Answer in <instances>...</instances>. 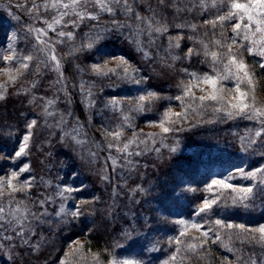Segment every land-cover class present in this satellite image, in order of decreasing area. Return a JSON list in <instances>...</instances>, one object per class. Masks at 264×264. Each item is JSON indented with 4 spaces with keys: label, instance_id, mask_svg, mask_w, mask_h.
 <instances>
[{
    "label": "trees",
    "instance_id": "1",
    "mask_svg": "<svg viewBox=\"0 0 264 264\" xmlns=\"http://www.w3.org/2000/svg\"><path fill=\"white\" fill-rule=\"evenodd\" d=\"M6 1L15 3L13 0ZM149 2L156 11H161L158 13V19L163 17L162 21L168 23L176 32H180L179 28L176 27L178 24L185 25L183 27L184 34H188V36L192 34L189 32L192 24L197 26L198 35L201 32L204 36L209 35V37H212L213 32L216 34L219 32L218 28L213 29L211 26L205 27L201 24L202 20H211L212 15L221 14V12L217 13L215 9H210L209 13L200 16L199 9H202V7L193 6V3H188L186 0H166V5L159 7L157 6V0H142L141 5H137V7L149 16L152 13L144 10V6ZM168 4H173L175 7H168ZM176 8L182 10L177 12ZM183 9L188 10L184 11ZM11 18L13 17L7 11L0 10V56H6L5 50L9 44V31L14 27V21ZM22 24H25L24 20ZM85 28L86 26H81L78 32L82 34ZM119 40L116 35L103 40L102 43L98 41L99 45L94 52L91 49L80 60H73L70 54L64 50V46L56 41L54 46L62 56L65 78L76 86L77 68L79 66L86 68L88 64L98 63L94 54L109 52L111 51L110 48L116 50L123 46L122 49L120 48L121 55L130 60H135L126 50L127 43L122 42L124 40ZM33 41L39 49L34 37ZM104 50L106 51L104 52ZM26 55H32L34 57L32 60L37 59L29 50V46H27ZM200 61L199 57H195L188 64L182 60L177 65L185 64L184 66L200 68V64L203 63ZM14 62L11 64H14ZM6 63L7 61L0 60V68L4 67ZM34 63V61H31V65ZM143 63L140 61L139 64V67L145 66V69L143 68L141 71L143 77L156 75L154 74L155 71L149 70L146 64ZM36 65L37 68L32 69L31 73L19 78L28 81L30 77H33L34 82H42L39 83L41 88H46L45 80H40V76L42 72L45 73L48 70L44 68L43 64L40 67L38 64ZM36 70H39V72H35ZM165 70L167 71L162 73L161 76L159 75L158 84L151 77L152 80L147 81L144 87L158 94H170L169 92L172 95L175 94V89L171 88V83L168 81L171 76L169 74L170 70ZM261 72L264 76V69ZM111 76L112 78L102 80L103 85H112V87L108 86L111 90L115 85L120 86V88L114 92H112L113 90L99 92L101 99L104 98V95L117 97L120 94L134 91L133 85L121 84L113 75ZM26 77L28 78L26 79ZM23 82L17 81L14 83L3 95V99L0 100V130L12 131L11 135H5L0 131V153H2L0 154V179L5 175L11 176L12 172H19V169L27 164L30 170L21 173L18 178L31 181L32 187L26 189V191L16 192L13 196L8 195L11 189H6L5 195L0 197V207L4 209V212L0 213V216L3 217L0 220V224L3 225V228H0V264H58L65 249L76 240H85L86 249L91 256L97 257L100 264H107L114 257L128 254H133L135 257L144 260L145 264H150L144 250H137L136 246L140 247V244L134 232L141 230L149 236L167 229L170 225L169 222H166L164 218H157L156 213H160L161 217L163 214L167 220L176 219L177 217L195 218L198 203L201 200L213 197L218 198V203L213 206L211 211L198 214L197 220L202 225V231L212 228L215 232H218L220 240L212 242L214 235L210 232L211 239L204 245V248L198 246L195 251H191L188 248L181 247L177 264H244L249 257L255 260L257 264H264V246L248 243L244 231L241 229L219 228L214 224L215 220L220 219L233 225H244L248 229L264 225V193L260 192V189L264 188V182L249 183L248 185L254 187L257 194L254 199L246 200L243 203H239L240 198L237 197V194L242 193L240 191L227 189L216 194L208 190L206 195L203 190L208 189V181L210 182L218 177L213 172L217 167L234 169L233 178L235 180L242 175L236 171L237 169H244L245 173L264 169V133L259 136L255 147L248 148L239 139L241 134L249 127V123L245 121V118L229 117L220 119L221 123L218 124L212 121L201 126L196 125V128L194 127L181 135H179V132H172L170 135H173L174 138L180 136L190 142L189 144H195L198 143L199 137L203 136L202 133L208 130L206 129V126H208L210 127L209 130L213 132L210 135L214 136L213 141L215 140L216 144L218 142L228 146L230 150L226 156H207L205 161H208V164H205V167L210 166L211 170L202 174L199 172V165L202 164L200 157L193 158L189 150L184 151L183 154L174 155L168 153L170 150H166L165 155L159 157L156 160L157 162L146 159L143 162L145 166L139 163L134 174H131L127 179L126 184L131 187H138L137 184H139L140 189H135V193L130 196L128 192L132 189H126L119 185L116 187L121 194V197H119L117 193H114L112 183L102 178L103 167L100 164L89 169L86 167L89 174L84 173L82 171L83 167H81L82 164L76 160L74 161L71 154L58 149V146L54 148L50 143L45 145L46 138L44 139V134H39L35 129L40 122V117L36 113V108L28 103L30 99L32 100L34 94L37 95L41 89L31 93L30 85L24 82V86V84L22 85ZM160 87L163 88L160 89ZM130 93L127 96H130ZM35 98L33 97V99ZM67 99H71V97L66 98L65 101ZM77 105L76 113L82 116L86 115L88 111H84L81 104ZM90 116H93L99 123H97L98 126L103 127L105 124L103 116L100 115L101 117L98 118L97 112L94 110L93 112L90 111ZM33 119H36L38 124L31 130L33 135L29 140L26 154L22 155L23 158L20 157L21 159L16 164L14 153L23 142V136L29 131L26 123ZM137 122L142 123L143 118H139ZM255 129L256 127L253 130ZM179 130L181 129L176 131ZM53 141L55 143L56 140ZM5 148L6 151L3 150ZM8 151L11 152V155ZM245 155L246 157H244ZM3 166L7 168H3ZM113 168L115 171L118 170V165L112 166ZM83 178L84 180L81 181ZM178 178L200 190L196 193L194 191L181 192V182L178 181ZM65 186L80 187L81 190L79 193L74 194L75 199H73L71 196L64 195L67 193L64 191ZM131 197L133 199H130ZM233 197L238 201L235 204L233 203ZM39 201H44V203L41 204ZM82 201L92 202L83 204ZM245 204L248 207H245ZM64 206H68L69 210L63 212L62 207ZM77 206H79L81 214L73 216L72 213L76 211ZM173 210L178 212H172ZM143 218L146 219L143 221ZM132 219L135 221H132ZM17 221L27 226L25 230L31 234L30 242L27 245L15 235L14 229L19 227ZM9 222L12 224L11 227L8 226ZM7 237H11V239H7ZM192 238L193 236H188L184 244L199 245L203 242L202 239L194 240ZM125 239L130 241L128 242ZM161 245L162 251L149 254L153 259L162 258L166 252H169L166 245L162 243ZM181 245L170 246V249L174 251L180 248ZM229 249H232V251H229Z\"/></svg>",
    "mask_w": 264,
    "mask_h": 264
},
{
    "label": "rangeland",
    "instance_id": "2",
    "mask_svg": "<svg viewBox=\"0 0 264 264\" xmlns=\"http://www.w3.org/2000/svg\"><path fill=\"white\" fill-rule=\"evenodd\" d=\"M13 1L15 2L14 4L11 2L8 3L6 0H0V10L7 11L13 17L11 19L14 21V27H12L9 31L8 38V45H11L12 47L11 50H9L7 45L5 54L6 56L14 55L15 62L14 64L7 62L4 67L0 68V70L12 69L13 71L10 74L15 76L17 75L15 69L19 68L21 63H28L29 67L22 70V75H18L15 82L8 79V73L0 71V85L5 86L3 89H0V94L4 95L6 91L9 90L10 87L17 81H24L30 85L29 88L31 93L32 91L36 92L41 89L37 95L34 94L33 97H36L35 99L32 97V100L30 99L28 101L29 105L36 108V113L40 117V122L35 128L36 131L39 134H44V139L46 138V141H44L46 143L45 145L50 143L54 146V148L58 146V149L64 150L65 152H68V154H71L74 161L76 160L82 164L81 167H83V170H81L84 171V173L87 172V174H89L86 170V167L89 169L90 167H96L100 164L103 167L102 178L104 179V177H107L105 180L109 183H112L114 193H117V195L121 197L118 188H116L120 185L126 189H132L128 192L129 195L132 196L135 193V189H140L139 184H137L138 187L134 186V188L128 186L126 181L131 176V174H134L137 169L136 166L139 165V163L143 164L146 159H152L155 162L159 159V157L165 155L166 150H170L168 153L171 155L183 154L184 151L189 150V153L192 154L193 158L200 157L202 164L199 165V172H201V174L211 170L210 166H206L207 168L205 167V164H208V161H205L207 156H226L228 154L230 148L228 146L219 144L218 142L216 144L214 142L215 140L213 141L214 136H210L213 132L212 130H209L210 127L208 126H206V129L208 130L202 133L204 137L208 138L201 136L198 140L196 139L198 143L195 144H189L190 142L184 140L180 136H176L174 138L173 135H170L172 132H179V135L185 134V132L190 131L192 128H196V125L201 126L212 121L218 124L221 123L220 119L229 118L224 111H216L214 109H220L222 105H228L229 101L232 103L236 102L233 97H235L237 94L235 92L229 91V88L235 87V76L233 75L232 79L230 80H223L221 77L229 73L235 74L237 69L234 65L226 68L225 65H228L229 61L226 57H224L215 62V72H213V61L211 55L209 54L208 56H205L203 54L204 45H208L207 50L209 53L211 51H224L223 49H218L211 44L212 40L220 38L219 33L221 28L219 26L217 27L219 29L218 34L212 37H209V35L204 36L201 32H199L198 35L197 29L192 28H189V32L192 34H189L188 36V34H184V28H179L180 32H176L167 23L168 32L160 34L150 31L147 20L141 23L135 19H130L124 14L122 8L116 10L115 14H113L99 9L98 6L91 2L85 5L82 0L80 5H73L72 0H61L63 4H69L67 9L63 7H49L45 9L44 7H41L39 13L29 14L28 9L32 6V0ZM186 1L191 4L193 3V6L197 5L202 7V9H199L200 16L209 13L210 9H215L217 13L221 12V14H225L228 11L226 5L230 3V0H223V2L222 0H215V6H213V0H204L203 4L201 3V0ZM35 2L37 4L43 5L45 2L51 3V0H35ZM239 2L245 3L246 0H239ZM105 3H109V0H105ZM21 5H23V7H21ZM110 6H112L114 9L117 7L114 4H110ZM85 8L88 12L97 16L98 19L91 20L86 18L82 21L77 20L75 13L82 12L85 10ZM136 11L140 12L143 16H149L142 12L137 6ZM65 12L67 15L63 16L61 24H53V28L50 29L47 27V24L44 23L45 20L51 23L54 17L59 19L60 14ZM159 12L161 11L158 10L157 13ZM37 16L40 18L37 19ZM216 16L218 15H212V19H214ZM21 20H24L25 24H22ZM72 20H77L75 26L71 23ZM113 20H115L116 24L113 23ZM205 20L207 19L202 20L201 24H203L205 27L211 26L204 24ZM161 22L165 23L163 21ZM234 22L235 21H233V23ZM117 24L127 25V27H117ZM81 26H86L82 34L78 32L81 29ZM30 27L32 29H43V31H29ZM60 31H64L65 33L71 32V38H69L67 35L63 37L59 36L58 33ZM178 34L183 37V39L179 41L180 48H169V37H175ZM32 35L36 39L39 49L35 46ZM116 35L120 39L119 41L124 40L122 42L127 43V46H125L126 50L129 51V54L133 56L135 60H130L126 56L121 55L122 53L120 50L123 48V46H121L118 48L119 50H113L110 48L111 51L109 52H105L106 50H104L105 53L102 54L98 53L96 55V53H93L96 57V60L98 61V63L94 64L103 65L106 61H108V67L115 68L116 60L114 58L124 57L130 66L138 69L139 71L135 73L130 71L127 77H125L123 75V68L121 67L117 68V72L121 73V75L119 77L116 75L113 76L118 81H120L121 84L133 85L132 88L134 91H130L131 93L128 92L120 94L117 97H109L104 95V98L102 97L101 99L99 97V92H105V90H109V92L112 90V92L115 90L118 91L120 86L115 85L113 86L112 90L108 87H112V85H106V83H104L106 85L104 86L102 80L107 78L109 79V77L112 78V74L109 73L108 76L97 75L91 68L93 64H88L86 68H83L82 66L77 68L78 72L76 74V86L66 78L62 84L56 83L59 77V72L56 70L55 61L51 60V56L53 54H55L61 61L60 72H63L64 70V64L61 58L62 56L58 49L54 46L56 41L64 46V50L70 54L73 60H80L81 57L84 54L89 53L91 49H93L92 51L94 52L95 48H97L99 45L98 41L102 43L103 40ZM226 35H233L230 27L226 28ZM98 36H101L102 39L97 40ZM188 37H192V39H188ZM258 38L259 34H257L255 37L250 36V40ZM237 39L240 43H250V41L243 40V34H241L240 37H237ZM174 42L175 41H173V43ZM228 42L230 43V41ZM89 43L93 44L91 49L87 48ZM196 43L197 45H195ZM27 46H29V50L32 51V54H34V56L39 59L31 60L35 62L32 65L31 61L24 60L25 56H31L32 59H34L32 55H26ZM189 47L197 49L200 54L192 56L191 58H184V53ZM236 51H242V49H239L238 45L234 46L233 52ZM254 53L248 54L247 52H244L243 61L245 65L249 67V70L254 68L256 102L258 105L264 106V76L261 72L262 69L255 67L257 65V60H261V57L255 55ZM177 56H179L180 59H173V57ZM195 57H199L201 60L200 62H203L200 64V68L184 66L185 64L177 65L179 62H182V60L188 64L189 61ZM139 60L141 63L144 62L149 70L152 69L155 71L154 74H158L157 76H151L154 78L153 81L156 82V84H158L161 74L167 71L165 69L172 71L170 72L168 70L169 74H171L168 81L171 83V88L175 89V94L172 95L171 92H169L170 94H158V98L154 100L140 102V96L147 95L148 92L153 91L147 90L144 87L145 83L149 80H152V78L149 75H147V77H143L141 71L143 68L145 69V66L139 67ZM36 64H38L39 67L42 66L41 64H43L44 68L48 70L45 73L42 72L40 76V80H45V85H47L46 88H41L40 84L42 82H34L33 77H30L28 81L19 78L23 75H26L27 73H31L33 71L32 69H36ZM183 69H187L189 73L195 72L198 76H203L205 73L216 76V89L218 91L223 89L221 94L223 95L224 100L222 102L205 101L204 104L201 105L198 98L208 92H211L213 89L210 84H204L197 81L196 83L199 85V87L192 88V92L197 98L195 103H191L190 98L186 97L185 107H181V101L175 99L176 96L183 95L181 81L187 84L190 80H192V77L187 75ZM35 72H39V70H36ZM52 72L53 74H51ZM242 74L243 73H240V75ZM27 78L28 77H26V79ZM137 81L140 82L137 83ZM82 84L85 86L84 92H81L80 86ZM33 85H35V87H33ZM116 86L117 88H115ZM76 87L78 88L77 90ZM161 88L163 87H160V89ZM201 88H203L204 91H201ZM240 88L242 91H247V86L243 83L240 84ZM89 90L91 95L88 94ZM129 93L131 95L127 96ZM70 97L71 99H67L65 101L66 98ZM100 99L101 101H99ZM113 99L116 100L115 105L110 103V101ZM47 100H53L54 104L52 106H48L47 112H45L44 109ZM32 104H35L36 106ZM77 104H81L84 111H88L86 112V115L82 116L76 113V108H78ZM138 104L143 105V110L138 108ZM189 104H191L190 107L188 106ZM169 109H171L174 113L186 112L187 119L183 120L179 124L166 125L170 127V131L168 133H163L162 129L159 127V124L164 119V114L168 112ZM93 110L97 112L98 118L103 116L105 119V124L103 127L98 126L99 123L94 119L93 116H90V111L93 112ZM49 112L52 114L48 115ZM139 118H143V122L140 124L137 122ZM171 118L173 120L176 119L175 116H172ZM260 119L261 118H254L250 120L245 118V121L249 123V127L241 134L239 139L241 140V143L246 145L248 148L256 146V142L259 138V136L256 135L257 132H261V134L264 133V127H262ZM180 124L184 125L185 127H182ZM255 127L256 129L253 130ZM178 129L181 130L176 131ZM0 131L5 135L12 134V131H8L7 129ZM109 131L120 132L121 135L119 139L113 140L112 136L106 135V133ZM194 133L196 132L194 131ZM53 140H56L55 143ZM129 141L133 142L129 143ZM110 143L113 144V147H109ZM126 143L129 144L127 151L117 150L118 148H123V145ZM3 150L6 151V148ZM8 152L11 155V152ZM137 153H139V155H137ZM242 154L244 155L243 151ZM20 157H16V164L21 159ZM244 157H246V155ZM248 158H250V156H248ZM113 161H115V163H113ZM25 165L27 164H24L22 168L25 167ZM115 165H118V170L116 171L114 168L112 169V166ZM3 168L7 167L3 166ZM233 171L234 169L232 170V168L227 167L223 169L221 166L214 169L213 172H215V175L217 174L218 177L212 179L210 182L208 181V189H203L205 194H208L210 185L212 187L209 191H213L216 194L227 190L222 186L213 185L212 182L214 180L224 179L227 183L235 185L236 191H240L241 188L250 186L248 184L251 182H264V173L259 174L256 172L254 177H246L245 175H241L235 180L233 178ZM84 178L81 179V181H83ZM1 179H11V176L5 175ZM178 179V181L181 182V192L194 191L196 193L200 190L197 187L195 188L191 186V184H188V182H184V180L181 178ZM17 180H13L14 185L17 184ZM66 187L70 186H65V188ZM70 188L74 190L65 191L67 193L64 195L67 197L71 196L73 199H75L74 194L79 193V191H76L75 189H80V187ZM242 195L243 193L237 194V197L240 198ZM130 199H133V197ZM204 200H201L198 203L195 218L177 217L176 219L167 220L163 214L161 217L160 213H156V215H154L157 218H164L166 222H169L170 225L167 229H161L162 232L158 230V234L153 233L149 236H147V234L141 230L134 232L140 244V247L136 246V248L140 251L144 250V252L147 254V260L150 261V264H177L181 247L185 249L188 248L187 245L184 244L187 237L193 236L202 238V225L200 222H198L197 215L200 214L199 208L202 207ZM62 208L63 212L69 210L68 206H64ZM174 211L176 210H173L172 212ZM145 219L146 218H143V221ZM132 221L135 220L132 219ZM194 224L199 225L200 227L195 228L193 227ZM182 232L185 233V235L182 236ZM125 240L128 242L130 241L128 239ZM76 241L79 243H75ZM76 241L71 243L69 247L65 249L58 264H61L62 261L64 264H100L97 257L94 255L91 256L90 252L86 249L85 240ZM177 241H180V243H177ZM161 243L167 246V250H169V252H166L165 256H162V258L153 259L149 254L159 253L160 250L162 251ZM178 245H181L180 248H177L174 251L170 249V246L173 247ZM173 257H175V259H173ZM125 262H128V264H145L144 260L135 257L133 254L114 257L113 260L107 264H125Z\"/></svg>",
    "mask_w": 264,
    "mask_h": 264
},
{
    "label": "snow or ice",
    "instance_id": "3",
    "mask_svg": "<svg viewBox=\"0 0 264 264\" xmlns=\"http://www.w3.org/2000/svg\"><path fill=\"white\" fill-rule=\"evenodd\" d=\"M82 0H72L73 5H80ZM93 3L96 6L99 7V9L103 11H107L109 13L115 14V11L122 8L125 15H127L130 19H135L137 21H140L143 23L145 20L149 23V29L150 31L156 32V33H166L168 32V25L166 23H162L163 17H158V13L156 9L153 8V5L151 2L147 3V5L144 6V10L146 12L152 13L151 16H143L140 12L136 11V6L141 5L142 0H109V3H105V0H83V3L86 5L88 3ZM223 2V0H222ZM201 3H204V0H201ZM110 4H114L116 9H114ZM166 0H157V6H165ZM168 7H175L173 4H168ZM213 6H215V0H213ZM228 8V11L225 14H221L216 16L212 20H205L204 24L211 25L213 29H216L218 26L221 28V31L219 33L220 38L214 39L211 41V44L218 49H223V52L218 51H211L209 53L208 45H204V52L203 54L205 56H208L209 54L212 57L213 61V72H215V62L218 60L226 57L229 61L228 65H225L226 68H229L230 66L234 65L237 69V72L235 74L229 73L227 75H224L221 77L223 80H230L232 79L233 75L235 76L236 84L234 88H229V91L235 92L237 95L233 97L234 100H236L235 103H232L231 101L228 102V105H222L220 109H214L216 111H224L228 117H240V118H246V119H254V118H261L260 123L262 127H264V106L258 105L256 102L255 92H256V85L254 83V68L249 70V67L245 65L243 61V53L247 52L248 54H253L255 49V55L261 57V60L257 62V65L255 67H258L260 69H264V0H246L245 3L239 2V0H230V3L226 5ZM23 7V5H21ZM44 7L45 9L51 7V8H57V7H63L67 9L69 7V4H63L61 0H51V3L45 2L43 5L37 4L35 0H32V6L28 9L29 14L33 13H39L40 8ZM182 9L176 8L177 12H180ZM184 11H187L188 9H183ZM67 15V13H61L60 18H53L52 22L49 23L48 21H44V23L47 24L48 28H53V24H61L63 20V16ZM77 20H84V19H91L96 20L98 19L97 16L93 15L92 13L88 12L85 8L84 11L75 13ZM37 19L40 17L37 16ZM77 20H72L71 23L75 26L77 23ZM233 21H235L233 23ZM113 23L116 24L115 20H113ZM117 27H127V25H116ZM254 26V30H253ZM177 28H183L185 25L178 24L176 25ZM192 29H196V25L192 24L190 25ZM231 28L233 35L227 36L226 35V28ZM29 31H37L42 32L43 29H32L29 28ZM241 34H243V40L244 41H250V43H240L237 39V37H240ZM257 34H259L258 39H251L250 36L255 37ZM59 36L63 37L67 35L69 38H71L72 33L64 31H60L58 33ZM213 36L216 35L215 32L212 34ZM102 39L101 36L97 37V40ZM183 39L181 35H177L175 37H169V48H180L179 41ZM188 39H192V37H188ZM173 41H175L173 43ZM230 41V43L228 42ZM239 46V49H242V51H236L233 52L234 46ZM259 46V47H257ZM11 45H8L9 50H11ZM93 47L92 43H89L87 45V48L91 49ZM200 52L192 47H189L187 51L184 53V58H191L192 56L199 55ZM14 55H7V56H0V60L7 61L9 63L14 62ZM116 60V67L115 68H109L108 67V61H106L103 65L100 64H93L91 66L93 72H95L97 75L101 76H108L109 73L112 75L120 76L121 73L117 72V68H123V75L127 77L129 72H137L139 71L136 68H133L128 64V61L124 57H115ZM173 59H180L179 56L173 57ZM25 61H31V56H25ZM51 60L55 61V67L56 70L59 72V77L56 81L57 84H62L64 81V73L60 72V64L61 61L57 58L55 54L51 56ZM29 67L28 63H21L19 68L15 69V72L17 75H11L10 73L13 71L12 69H2L0 71H3L4 73H8V79L10 81L15 82L18 75H22V70L27 69ZM183 71L192 77V80H190L187 84H185L183 81H181L182 91L183 95L176 96L175 99L178 101H181V107H185V98L188 97L191 100V103H195L196 97L195 94L192 92L193 87H199V85L196 83L197 81L204 83V84H210L212 86V91L206 93L205 95H202L198 98L200 101V104L203 105L205 101H217L222 102L224 100L223 95L221 94L223 92V89H220L219 91L216 89L217 84V78L214 75H210L208 73H205L203 76H198L197 73L192 72L189 73L187 69H183ZM240 73H243L240 75ZM140 81H137L139 83ZM245 84L247 86V91H242L240 88V84ZM5 86L0 85V89H3ZM35 87V85H33ZM66 87V85H65ZM81 92L85 91V86L82 84L80 86ZM201 91H204L203 88L200 89ZM89 95H91V92L89 90ZM158 98V93L156 92H148L147 95L140 96L139 101H151ZM0 99H3V95L0 94ZM111 104L115 105L116 100L113 99L110 101ZM54 104L53 100H47L46 106H45V112H47L48 106H52ZM189 107L191 104L188 105ZM138 108L140 110H143V105L138 104ZM52 113H48V115H51ZM175 116L176 119L173 120L171 117ZM187 119V113L186 112H178L174 113L171 109L168 110L164 114V119L160 122L159 127L162 129L163 133H168L170 131V127L166 125L171 124H179L183 120ZM38 124V121L36 119L31 120L30 122L26 123V127L29 130L27 134L23 136V142L20 144L19 149L15 151L14 156L20 157L24 154H26V149H28V142L31 139L33 133L32 129H34ZM106 135L112 136L113 140H118L121 133L120 132H107ZM257 136L261 135V132L256 133ZM133 141H129V143H132ZM109 147H113V144H109ZM129 147V144H124L123 148H118V151H127ZM139 155V153H137ZM115 163V161H113ZM29 166L25 165V167L19 169V172H13L11 175V179H0V197L5 195V189H11V191L8 193L9 196H13L16 192L19 191H26V189H30L32 187V182L24 179V180H17V178L21 175V173H24L26 171H29ZM236 171L240 172L242 175H245L246 177H254L256 175V172L264 173V169H257L256 172H244V169H237ZM34 179V178H33ZM104 179H107V177H104ZM13 180H17V184H13ZM213 185H219L226 189H232L233 191L236 190V186L232 185L231 183H227L224 179L221 180H214L212 182ZM18 185V186H17ZM211 185L209 186V190H211ZM74 189L70 187H66L64 191H73ZM76 191H80L81 189H75ZM240 192L243 193V195L240 197L239 203H243L246 200L254 199L255 195L257 194L254 187H244L240 189ZM261 193H264V188L260 189ZM63 195V193H61ZM92 201H82L83 204L91 203ZM235 197H233V203H237ZM39 203L43 204L44 201H39ZM218 203V198H212V199H205L203 201L202 207L199 208L200 213H206L212 210L213 206ZM245 207H248L247 204L244 205ZM4 209L0 208V213H3ZM81 214L79 206H77L76 211L72 213L73 216H79ZM35 216V214H33ZM3 217L0 216V220H2ZM17 225H19L18 228L14 229L15 235L19 237L25 245L29 244L30 242V233L26 232V227L23 225L20 221L16 222ZM214 224L218 226L219 228H227V229H241L244 231L245 239L248 243H255L260 244L261 246H264V226H259L254 229H248L245 228L244 225L236 224L233 225L231 223H226L220 219H217L214 221ZM9 227L12 226L11 222H9ZM195 228H199V225H193ZM0 228H3V225L0 224ZM212 232L214 235V240L219 241L220 235L218 232H215L212 228H209L207 231H203L202 238L193 237L192 239H202L203 242L197 244H188L187 247L191 251H195L197 247L204 248V245L209 242L211 237L209 236V233ZM181 235H185V233H181ZM7 239H11V237H7ZM243 242V241H242ZM75 243H79L76 241ZM177 243H180V241H177ZM206 250V249H205ZM229 251H232V249H229ZM175 259V257H173ZM239 259V258H238ZM257 264V262L251 257L248 258V261L244 262V264ZM61 264H64L62 261ZM125 264H128V262H125Z\"/></svg>",
    "mask_w": 264,
    "mask_h": 264
}]
</instances>
